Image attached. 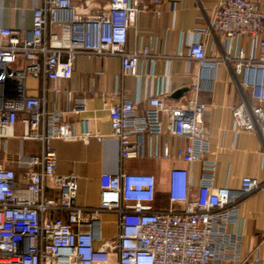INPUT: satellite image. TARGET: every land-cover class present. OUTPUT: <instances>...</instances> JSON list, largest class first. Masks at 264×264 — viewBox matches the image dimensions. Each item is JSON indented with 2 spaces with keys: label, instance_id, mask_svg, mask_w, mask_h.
I'll return each instance as SVG.
<instances>
[{
  "label": "built area",
  "instance_id": "1",
  "mask_svg": "<svg viewBox=\"0 0 264 264\" xmlns=\"http://www.w3.org/2000/svg\"><path fill=\"white\" fill-rule=\"evenodd\" d=\"M74 1L43 0L33 10L30 29L0 28V153L4 162L27 168L17 179L12 168L0 164V264H246L243 233L229 228L241 220L239 202L264 191V179L243 175L237 187H215L217 159L201 123L207 106L198 98L199 79L192 82L183 105H169L160 90L137 112V104L127 100L123 90L111 94L120 96L108 107L120 164L139 153L143 135L158 141L164 132L162 114L167 116V130L186 140L173 153L166 145L151 152L153 158L174 157L187 164L169 170L168 206H153L152 174L122 168L100 175L97 206L76 203L78 177L58 173L50 142L77 136L60 109L46 107L44 95L26 94L25 80L42 78L52 96L65 93L69 111L84 110L86 97L63 87L77 56H119L120 80L137 76L138 60L150 57L151 51L147 46L127 51L128 30L146 3L157 0H109L93 15L79 12ZM210 32L223 38L226 52L207 55L203 42L196 40L189 46V58L199 68L229 66L241 96L232 107L234 129L264 135V0H218L212 19L198 30L199 38ZM241 37L256 41L253 52L238 45ZM19 120L23 132L18 137L38 142L39 153L6 151L4 139L15 136L12 129ZM88 137L87 132L82 138ZM94 137L100 141L102 136ZM193 164L199 165L195 192ZM48 179L56 190L54 197L46 195ZM106 213L116 218V233L109 239L103 238ZM249 264L262 260L257 256Z\"/></svg>",
  "mask_w": 264,
  "mask_h": 264
},
{
  "label": "crops",
  "instance_id": "2",
  "mask_svg": "<svg viewBox=\"0 0 264 264\" xmlns=\"http://www.w3.org/2000/svg\"><path fill=\"white\" fill-rule=\"evenodd\" d=\"M43 0H0V28L28 30L32 26L34 8ZM109 0H75L79 12L93 15L108 4ZM262 1V0H258ZM218 0H157L147 2L146 9L137 15L128 30L125 49L133 51L147 46L151 51L148 58H140L137 63V76H125L120 80L121 60L119 56H77L74 71L63 87L75 95L87 99L84 110L75 113L66 106V96L61 92L52 96L48 83L42 78L27 77L26 94L44 95L47 108L60 109L63 121L72 126L75 140L52 139L50 144L57 156L59 174H75L78 177L76 203L85 207L97 206L100 202L99 177L102 173H117L120 168L129 173H150L156 179V193L153 206L158 209L168 206L167 182L169 170L174 167H187V164L174 157L153 158V149L168 146L171 153L186 143L167 130V116L162 114L164 132L158 141L143 135L142 148L135 156L119 160L118 141L111 136L108 107L120 100L119 95L111 94L116 89L123 90L127 100L136 103L137 112L146 107V100L162 90L163 98L169 105H183L190 97L193 81L199 79L201 90L198 98L207 106L201 123L208 130V137L217 159L215 187L226 183L237 187L243 175L264 179V135L234 129L232 107L241 100L231 69L223 64L199 68L196 61L188 56L189 46L196 40L204 44L207 55L222 56L226 44L220 36L210 32L204 37L198 30L212 19ZM51 30L56 27L51 26ZM238 45L246 53L255 49L256 41L241 37ZM152 59V60H151ZM105 96V97H104ZM22 116V115H20ZM15 136L6 137L4 146L14 154L22 149L27 154L39 153L38 142L21 140L23 132L20 120L12 129ZM89 134L87 140L82 137ZM95 134H100L97 141ZM0 164L15 171L17 179L27 174V168L4 162L0 153ZM199 177V165L191 166V192H195ZM46 195L54 197L56 190L52 180L46 182ZM239 223L230 226L232 232L243 233L242 253L249 255L248 262L257 256L264 264V191H254L239 204ZM54 215L63 216L56 212ZM115 215H103V238H113L116 233Z\"/></svg>",
  "mask_w": 264,
  "mask_h": 264
}]
</instances>
